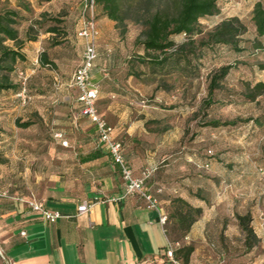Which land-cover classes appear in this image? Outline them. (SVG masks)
Wrapping results in <instances>:
<instances>
[{
  "label": "rangeland",
  "instance_id": "obj_1",
  "mask_svg": "<svg viewBox=\"0 0 264 264\" xmlns=\"http://www.w3.org/2000/svg\"><path fill=\"white\" fill-rule=\"evenodd\" d=\"M120 2L128 16L123 34L116 22L104 15L101 5L95 3L94 8L98 59L93 78L99 86V111L106 116L107 105L115 97L114 103L145 109L154 117L147 122L149 132L157 133V144L164 143L168 158L161 165L172 159L168 155L194 154L191 176L197 183L203 181L207 202L221 217L222 229L231 228L235 233L225 244L227 248L214 249L211 254L218 264H264V87L260 94L254 88L258 82L264 84V38L256 37L252 20L255 3L264 7V0H218L219 11L199 19L192 41L183 34L171 37L175 46L162 54L168 57L162 67L137 59L145 53L136 43L144 29L137 19L149 11L176 9L179 0ZM82 7V0H0V10L17 12L20 37L25 39L28 31L38 40L37 49L25 45L22 51L26 59L15 64L11 78L18 89L0 91V107L25 103L28 111L36 109L24 120L31 122L28 127L0 117V163L6 162L0 166L2 171L11 170L14 155L20 158L24 151L47 149L60 128L57 109L76 103L67 83L84 47L76 42ZM231 17H237L245 28L238 38L239 50L226 44H201L218 24ZM52 26L58 31L48 36ZM7 44L14 45L12 41ZM183 44L195 51L189 54L188 62L173 52ZM223 65H231V69L210 96L212 104L204 106L210 77ZM209 120L238 122L216 128L203 126ZM83 131L95 130L89 127ZM206 162L213 165L197 166ZM3 186L0 178V191H6L9 196L5 198H10L14 190ZM246 213L258 235L257 240L251 239L252 247H247L245 232L233 220ZM216 226L214 222L211 230ZM171 238L182 240V233L178 231ZM0 264H7L1 248Z\"/></svg>",
  "mask_w": 264,
  "mask_h": 264
},
{
  "label": "crops",
  "instance_id": "obj_2",
  "mask_svg": "<svg viewBox=\"0 0 264 264\" xmlns=\"http://www.w3.org/2000/svg\"><path fill=\"white\" fill-rule=\"evenodd\" d=\"M76 42L83 45L85 41L77 34ZM26 45L37 49L38 40ZM71 90L76 97V90ZM113 99L115 102L117 97ZM114 102L108 103L106 116L102 115L122 141L133 175L139 176L145 167L155 168L146 185L153 193L162 187L156 195L159 209L148 208L137 193L125 194L120 170L99 143L94 124L87 117L76 118L77 103H65L57 109L61 137H55V132L47 149L24 151L20 158L14 155L11 170L5 172L0 167L3 187L14 190L10 198L0 197V248L7 264H173L166 256L168 241L174 250L193 247L189 263L218 264L212 251L227 248L225 244L235 233L231 228L222 229L221 217L207 202L203 181L197 183L191 176L194 154L168 155L172 159L161 165L168 158L164 143L157 144V133L147 128L148 120L154 117L145 109H129L126 103ZM6 104L0 107V117L14 124L36 112L28 111L25 103ZM89 127L95 131H83ZM18 197L34 199L64 217L45 221ZM175 197L203 210L185 234L173 218L169 217L165 225L159 221L161 212L167 216L171 213ZM84 203L90 206L80 213L78 208ZM233 220L238 226L237 218ZM214 222L217 226L212 231ZM178 231L182 240H171ZM216 236L224 243L214 239Z\"/></svg>",
  "mask_w": 264,
  "mask_h": 264
},
{
  "label": "trees",
  "instance_id": "obj_3",
  "mask_svg": "<svg viewBox=\"0 0 264 264\" xmlns=\"http://www.w3.org/2000/svg\"><path fill=\"white\" fill-rule=\"evenodd\" d=\"M94 1L96 4L102 6L104 15L115 21L123 34L126 30L125 20L128 16L122 9L120 0ZM218 11V0H179V4L176 6V9L163 8L155 10L154 12L149 11L147 15L137 19L144 25V29L141 35L136 39V43L142 46L145 50L144 55H139L137 59L141 63H148L152 66L162 67L168 59V57L162 54H166L169 49H172L175 46L171 37L183 34L189 38V42L192 41L199 19L204 16L216 14ZM252 20L255 26L256 37L264 38V7L261 2L255 3L252 11ZM16 24V11L0 10L1 92L4 90L18 89V86L11 78V74L14 71L15 64L20 60L24 61L26 59L22 50L27 42L37 40V37L30 36V32L28 31L25 39H22L19 35L18 29L16 28ZM57 31L58 29H56V27H49V32ZM244 31V25L240 22V20L237 17H231L218 24L216 28L208 34L206 41L201 42V44L205 46L226 44L239 50L238 38ZM7 41H12L14 45H8ZM59 43L60 42H57L56 44ZM188 48V44H183L182 46L173 49V52L178 55V58L180 56L186 57L187 59L185 61L188 62L189 54H194L195 52L194 50ZM156 53L158 54L156 55ZM44 59L46 60V58ZM187 69L188 67H186V70ZM230 69L231 65H223L217 71L212 73L208 86V97L203 101L204 106L212 104L210 96H212L213 91L219 86L220 81L228 75ZM263 87L264 84L262 82L255 84L254 88L259 89L257 94L262 92ZM254 97L255 94H252L251 98ZM237 122V120H209L202 124L203 126L216 128L219 126H233L236 125ZM30 124V121H24L21 123L19 122L18 126L28 127ZM1 163H5V161H2ZM158 188L162 187L159 186ZM172 206L173 208L171 213H169L168 218L170 217L175 220L179 230L183 234L189 231L191 225L201 216L203 212L201 207H194L181 197H175L172 200ZM236 218L240 228L245 232V243L247 247H252L251 239L257 240V235L250 225V214H237ZM192 252V246L180 247L174 251L175 256L182 259L186 264L189 263V257Z\"/></svg>",
  "mask_w": 264,
  "mask_h": 264
},
{
  "label": "built area",
  "instance_id": "obj_4",
  "mask_svg": "<svg viewBox=\"0 0 264 264\" xmlns=\"http://www.w3.org/2000/svg\"><path fill=\"white\" fill-rule=\"evenodd\" d=\"M82 4L81 23L77 34L84 39V48L81 60L74 69L67 83V86L70 89H75L77 92L75 97L76 103L78 104L76 118L87 117L94 124L99 143L106 147L112 162L118 166L120 170L125 182V194L129 195L137 193L145 199L148 208L159 209L160 203L156 194L162 192V188L156 189V192L153 193L146 187V182L152 176L155 168L145 167L139 176L133 175L132 170L125 159L122 141L115 137L114 127L107 122L97 107L99 86L93 81L92 74L98 58L96 42L98 30L94 14L95 1L82 0ZM22 92H24V90ZM18 95H21V93ZM55 137H61V133H55ZM62 144L66 145V141H62ZM208 166L209 164L205 163L203 168H208ZM7 195L6 191H0V197H6ZM19 199L24 201L33 211L38 212L45 221L55 222L57 219L64 217L62 213L51 211L45 208L42 203H39L34 199ZM89 206V204L84 203L79 206L78 210L80 213H83L88 210ZM167 219L168 216L161 212L159 216L160 223L165 225ZM174 251L173 243L168 241L166 256L169 261L173 264H186L175 256ZM187 264L202 263L197 262Z\"/></svg>",
  "mask_w": 264,
  "mask_h": 264
}]
</instances>
